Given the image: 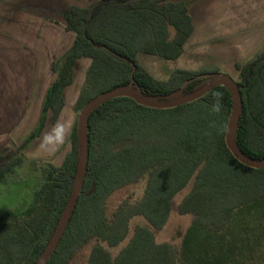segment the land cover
Segmentation results:
<instances>
[{"label":"trees","instance_id":"trees-1","mask_svg":"<svg viewBox=\"0 0 264 264\" xmlns=\"http://www.w3.org/2000/svg\"><path fill=\"white\" fill-rule=\"evenodd\" d=\"M65 31L74 39L54 60L42 116L27 138L45 127V113L54 123L63 107V91L72 84L78 59L90 64L74 104L81 112L94 97L130 81L144 96L166 100L181 90L202 87L207 72L173 70L167 79L153 77L138 54L175 60L193 31L188 6L168 0H98L90 8L72 7L64 14ZM241 112L235 128L236 149L252 160H264V51L235 64ZM226 87L217 85L199 98L168 109L138 104L128 97L108 99L87 118V162L76 204L54 252L45 264H69L93 242L85 264H259L264 248V168L238 162L225 144L232 109ZM70 150L56 166L41 168V179L28 206L15 218L0 216V264H35L47 245L70 195L80 151L74 122ZM21 148L0 152V183L24 162ZM35 163V161H31ZM145 178L141 198L121 202L108 216V198L120 188ZM193 178L178 205L192 216L179 247L156 243L171 199ZM141 217L130 234L129 222ZM255 219V220H254ZM259 222L260 233L249 224ZM263 222V223H262ZM126 240L116 255V248Z\"/></svg>","mask_w":264,"mask_h":264},{"label":"crops","instance_id":"crops-1","mask_svg":"<svg viewBox=\"0 0 264 264\" xmlns=\"http://www.w3.org/2000/svg\"><path fill=\"white\" fill-rule=\"evenodd\" d=\"M168 1H183L187 4L193 31L177 59L162 60L138 54L137 60L141 65L140 57H151L165 65L179 62L183 56L194 57L197 51L211 49L206 47L209 43L218 44L222 40L234 41L235 46L230 47L236 48L238 51L234 54L240 55L242 42L246 45L255 44L257 33L260 35L259 39H264V27L257 28V23L263 22L264 0L263 3L260 0ZM97 2L98 0H0V152L12 145H18L25 151V142L41 119L46 93L55 79L51 64L63 56L74 39L72 32L65 31V12L72 7L90 8ZM66 32L73 35L67 47L63 40ZM235 34L236 37H232ZM262 51L264 49H260L243 63ZM234 54L229 53L230 56ZM80 61H85L86 64L84 74L90 64V60L86 58L75 62L72 84ZM175 69L190 70L168 68L166 77L162 78L150 74L156 79L165 80ZM71 85L63 91L64 104L56 123L54 122L57 126L64 123L65 91ZM51 116V111L45 113L46 123L48 119L51 121Z\"/></svg>","mask_w":264,"mask_h":264},{"label":"rangeland","instance_id":"rangeland-1","mask_svg":"<svg viewBox=\"0 0 264 264\" xmlns=\"http://www.w3.org/2000/svg\"><path fill=\"white\" fill-rule=\"evenodd\" d=\"M199 1V0H192ZM263 3V0H260ZM259 6V1H258ZM264 8V3H263ZM264 27V17L262 24L257 23V28ZM250 28V26H249ZM258 39L253 45H246L241 43L242 51L240 55L234 54L238 50L230 47L235 46V42L231 40H222L218 44L209 43L206 47L208 50L197 51L194 57L183 56L179 62L165 63L157 61L151 57H140L142 65L152 75L162 78L166 77L168 68H188L190 71L206 70L212 72L214 69L218 73L206 74L205 76H213L219 78L221 76L229 77L234 83L238 81V73L234 68V64L243 63L250 59L254 53L264 49V39ZM253 34H251L252 36ZM264 37V31L262 32ZM232 37H236L232 36ZM262 37V38H263ZM73 35L65 33L64 46L67 47L72 41ZM216 45V46H214ZM231 50H227L230 49ZM191 49V47H190ZM226 49V50H225ZM190 52V51H189ZM233 53L234 55H229ZM85 61H80L75 69L74 82L65 91L66 109L64 113V123L62 126L52 124L50 119L45 122L46 126L43 128L42 134L38 135L32 141L25 142V151L20 150L18 157L23 158V163L19 167H15L11 174H8L5 181L0 183V216L6 219H13L17 217L30 203L33 190L38 185L41 179V168L45 167L47 163H52L56 166L61 165L63 157L70 150V143L67 139L71 126L74 122L77 123L78 131H81L80 112L74 111V103L83 85L85 78ZM61 125V124H60ZM35 130V129H34ZM20 148L18 145H12L5 149L16 150ZM35 161V163H31ZM145 178L139 180L135 184H130L115 191L107 200L106 213L109 216L117 206L127 201L134 203L138 201L144 191ZM193 178L188 184L174 195L171 199L169 207L168 219L163 228L155 233L156 243H169L174 247H179L182 237L186 230L191 225L192 216L189 214L180 215L177 211L178 205L182 198L189 192L192 187ZM255 220V219H254ZM141 217H134L129 222L130 234L136 224H144ZM259 222L255 221L249 225L252 227L250 234L260 233ZM263 223V222H262ZM264 224V223H263ZM126 243V240L116 248H108L110 253L114 256L119 249ZM93 242L86 244L78 253L74 255L69 264H85L89 251ZM254 263L264 264V248L259 253V257L254 260Z\"/></svg>","mask_w":264,"mask_h":264},{"label":"water","instance_id":"water-1","mask_svg":"<svg viewBox=\"0 0 264 264\" xmlns=\"http://www.w3.org/2000/svg\"><path fill=\"white\" fill-rule=\"evenodd\" d=\"M223 85L229 91L232 98V109L229 116V120L226 126L225 134V144L232 156L241 164L253 168H264V160H252L250 158L242 155L235 146L234 143V134L235 128L238 122L239 113L241 112V100L236 87V84L227 76H221L219 78H213V76H208L202 87L195 90L192 93L184 94L181 90L171 94L166 100H155L151 97L144 96L139 90L135 89L130 81L125 86L116 87L104 94H100L90 100L84 105L80 112L79 120L81 125L80 131V151L77 161V169L74 177L72 189L68 197L67 203L62 211V214L59 218V221L49 239L44 250L40 254L37 262L35 264H45L48 258L52 255L55 250V247L59 241L61 234L63 233L65 226L70 218L72 210L76 204L77 196L81 190L87 162V129L86 123L88 115L99 105L106 102L108 99L115 97H128L136 101L138 104L155 108V109H168L175 107L182 103L191 102L199 98L206 91L211 88Z\"/></svg>","mask_w":264,"mask_h":264}]
</instances>
